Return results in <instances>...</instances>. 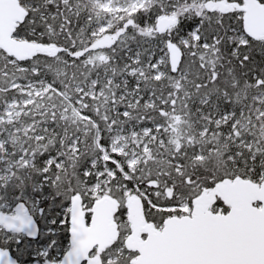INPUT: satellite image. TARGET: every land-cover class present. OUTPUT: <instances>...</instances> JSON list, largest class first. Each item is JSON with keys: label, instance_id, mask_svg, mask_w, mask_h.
I'll use <instances>...</instances> for the list:
<instances>
[{"label": "snow or ice", "instance_id": "snow-or-ice-1", "mask_svg": "<svg viewBox=\"0 0 264 264\" xmlns=\"http://www.w3.org/2000/svg\"><path fill=\"white\" fill-rule=\"evenodd\" d=\"M0 264H264V0H0Z\"/></svg>", "mask_w": 264, "mask_h": 264}]
</instances>
